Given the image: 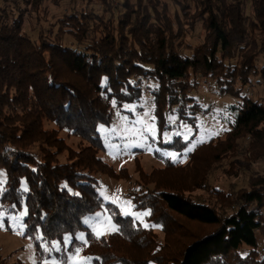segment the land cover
Returning <instances> with one entry per match:
<instances>
[{"label": "trees", "instance_id": "trees-1", "mask_svg": "<svg viewBox=\"0 0 264 264\" xmlns=\"http://www.w3.org/2000/svg\"><path fill=\"white\" fill-rule=\"evenodd\" d=\"M9 1L3 0L0 11V165L7 171L2 200L19 209L25 203L26 236L37 249L38 229L49 244L86 231L92 264H264V176L236 192L211 186L215 201L175 186L135 197L137 208L148 209L150 223L167 236L178 230L180 218L213 227L195 237L185 229L180 236L190 241L172 253L165 252L168 244L156 246L152 228L110 203L116 232L97 238L84 225L105 205L98 175L118 177L125 171L117 173L100 156L105 146L98 129L110 126L125 104L143 103L146 92L154 97L160 130L171 129L164 123L167 112L192 126L209 114L193 96L204 83L239 100L222 137L198 146L186 164L166 160L157 172L186 170L203 150L229 152L240 139L247 142L245 151L253 149L249 156L260 159L255 148L264 149V97L253 93L264 90V0H200L199 22L186 12L189 0H174L182 15L169 13L162 0H118L117 6L102 0L101 14L89 6L69 11L50 29L41 26L46 17L40 9L47 0H22L16 9ZM50 1L60 7L61 0ZM34 16L33 29L39 31L33 38L26 25ZM198 24L204 32L198 33ZM260 31L263 38L255 35ZM66 35L73 45L64 43ZM60 133L84 143L65 146ZM161 146L180 152L188 142L177 137ZM138 251L147 256L135 258Z\"/></svg>", "mask_w": 264, "mask_h": 264}, {"label": "rangeland", "instance_id": "rangeland-1", "mask_svg": "<svg viewBox=\"0 0 264 264\" xmlns=\"http://www.w3.org/2000/svg\"><path fill=\"white\" fill-rule=\"evenodd\" d=\"M14 0L8 2V6L17 8L18 5L22 7V0H16L17 5L14 6ZM118 0H113L117 6ZM200 0H189V5L186 7V12L189 13L190 18L194 21L200 17ZM102 0H61L60 7L47 0L40 9L42 15L45 14L46 19L41 21V26L45 29H50L51 24L58 18H61L64 13L83 9L87 6L94 9L95 13L101 14L103 11ZM167 4L168 12L173 15L174 12L182 15V11L178 3L174 0H162ZM4 2L0 0V11ZM46 11V13L44 11ZM188 17V16H187ZM36 16L32 21L26 25V31L31 37H36L39 28L36 32ZM184 18V14H183ZM189 18V17H188ZM202 25H197L198 33L204 32L201 30ZM44 29V30H45ZM57 32L52 29L49 34L54 37ZM256 32L257 38L262 37ZM261 38V39H262ZM64 43L66 45H73V40L69 36H65ZM260 40V39H259ZM198 41L194 40V43ZM262 42L259 41V44ZM260 47V46H259ZM257 48V51L259 50ZM152 87L155 83H148ZM247 92V91H246ZM245 92V94H247ZM254 98H263L264 90L262 87H257L256 92L253 93ZM194 98L204 107L209 108L208 115H201L198 117L195 126L189 124H182L178 122L177 117L171 112L166 113L164 123L170 126L171 129L160 130L158 124V116L155 113L156 104L151 93H145V100L141 104H125L122 111H116L114 122L110 126H100V136L104 141V151L100 154L102 159L108 163L117 173L125 170L122 176L111 177L107 174L98 175L99 192L104 200V207L94 213L89 214L84 219V225L97 237H108L110 234L118 230L115 225L112 215L109 212L108 203L115 205L123 216H130L135 223L144 228H152L153 236L156 246L163 244L170 245V248L165 252H173L172 250H179L185 243L190 241L187 237H181L186 229L188 235L192 237L202 235L210 231L213 227L199 224L196 222L186 221L180 218L178 220V230L172 234H165L160 226L150 223L148 220L150 213L148 209H138L135 197L140 196L143 191H149L155 194L162 188H169L175 186L179 189H188L193 194L201 195V197L209 196L211 194V186H222L226 191H238L241 188L249 187L250 180L258 176H264V149L261 147L255 148V152L260 155L252 158L249 156L250 151L247 150V142L240 139L236 144L237 148L229 152H224L225 149L215 151L207 148L196 155L197 158L190 164L186 170H167L163 173L157 172L164 169L165 161L170 160L177 164H186L189 160L190 154L203 143L209 142L213 138L222 137L229 130V122L234 119L235 112L232 107L239 101L231 96H222L214 84H202L198 91L194 93ZM171 117V119H170ZM154 118V119H153ZM169 120V121H168ZM47 129H55V124L49 121H44ZM155 126L156 134L153 136L146 131L149 126ZM60 136L65 142V146L80 148L83 144L78 137H66V134L60 133ZM182 137L188 146L183 151H173L161 146V143L172 142L175 138ZM87 144V143H86ZM34 147V146H32ZM37 146L35 145L34 148ZM237 151V152H236ZM262 153V154H260ZM253 154V153H252ZM66 153L59 156L61 161L66 160ZM197 163L194 165V163ZM7 182V171L4 166L0 165V220H2L3 227H0V263L1 264H92V257L86 254V247L88 245L86 231H79L77 233H67L63 239H57L50 244L43 241L41 230L38 229L35 233L36 239L40 242V250L37 249L33 237L26 236L27 224L25 217H23V235L18 234L21 231L18 225L14 226V221L11 217L18 216L24 212L27 207L25 203L21 209L16 207V204L11 200H2L5 192ZM206 186H205V185ZM23 190L26 188V182H22ZM217 195L209 196L213 201ZM217 202H220L221 197ZM226 200V199H223ZM131 202L128 204L127 202ZM158 207H165L157 199ZM15 209V210H13ZM125 212L130 213L125 215ZM99 214V215H98ZM137 214H140V219H137ZM177 217V216H176ZM178 219V218H177ZM145 224L148 225L145 227ZM115 226V231L111 226ZM97 232L104 234L97 236ZM83 236L84 240L79 237ZM39 237V239H38ZM77 243L73 246V242ZM86 241V243H85ZM57 245L53 248V245ZM45 248L48 250L46 251ZM79 250V251H77ZM135 258L146 257L147 254L142 252H135ZM66 258V260H65ZM2 259V260H1Z\"/></svg>", "mask_w": 264, "mask_h": 264}, {"label": "snow or ice", "instance_id": "snow-or-ice-1", "mask_svg": "<svg viewBox=\"0 0 264 264\" xmlns=\"http://www.w3.org/2000/svg\"><path fill=\"white\" fill-rule=\"evenodd\" d=\"M154 119V118H153ZM170 119H171V117H170ZM146 131L147 132H149V133H151L153 136H155V134H156V130H155V126L154 125H152V126H149V127H147L146 128ZM25 191H27V188H25ZM128 204H130L131 202L129 201V202H127ZM128 214H130V213H127V212H125V215H128ZM150 213H144L143 215H149ZM27 215V210L25 209V211L24 212H22V213H20L18 216H14V217H11V219L14 221V226L15 225H18L19 226V228L21 229V231L20 232H18V234H20V235H23V228H24V224H23V217L24 216H26ZM99 215V214H98ZM141 217H140V214H137V219H140ZM148 225H146L145 224V227H147ZM0 227H3V223H2V220H0ZM111 228H112V230L113 231H115L116 229H115V226L114 225H112L111 226ZM102 234H104L103 232H97V236L99 237L100 235H102ZM81 240H84V237L83 236H81V237H79ZM38 239H39V237H38ZM85 243H86V241H85ZM57 247V245H53V248H56ZM45 250L47 251L48 249L47 248H45ZM77 251H79V250H77ZM45 264H47V262H45ZM77 264H81V262H77Z\"/></svg>", "mask_w": 264, "mask_h": 264}]
</instances>
